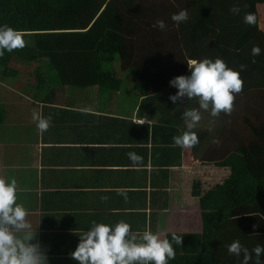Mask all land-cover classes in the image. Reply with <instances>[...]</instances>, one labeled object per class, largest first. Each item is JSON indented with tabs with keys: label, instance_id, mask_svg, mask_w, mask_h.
I'll list each match as a JSON object with an SVG mask.
<instances>
[{
	"label": "crops",
	"instance_id": "0c3cea01",
	"mask_svg": "<svg viewBox=\"0 0 264 264\" xmlns=\"http://www.w3.org/2000/svg\"><path fill=\"white\" fill-rule=\"evenodd\" d=\"M257 10L264 30V3ZM9 66L18 75H0V178L15 180L17 202L35 229L29 242L40 245L48 264H78L71 257L78 235L93 222L121 220L137 234L148 229L170 242L182 237L181 244L173 242L168 264H240L243 254L235 261L208 255L196 261L203 219L194 192L197 183L202 194L230 177L227 162L244 143L242 100L237 104L234 94L228 115L201 110L192 129L204 135L198 147H179L173 137L186 131L182 113L198 102L181 98L173 104L168 97L176 89L161 88L179 74L178 64L154 69L143 83L116 62L122 85L115 92L58 86L49 75V84L38 85L37 63L12 60ZM34 111L52 117L42 134ZM129 152L142 157L139 167L131 166Z\"/></svg>",
	"mask_w": 264,
	"mask_h": 264
},
{
	"label": "trees",
	"instance_id": "16d2710c",
	"mask_svg": "<svg viewBox=\"0 0 264 264\" xmlns=\"http://www.w3.org/2000/svg\"><path fill=\"white\" fill-rule=\"evenodd\" d=\"M259 3L264 0H0V25L19 30L25 41L24 47L0 55V75H18L9 66L12 60L37 63L38 85L49 84L51 76L58 86H100L115 92L122 85L116 62L143 83L162 65L170 69L178 64V75H185L190 59L220 58L237 71L245 65L242 90L235 93L237 104L242 100L244 143L232 150L237 154L227 162L229 178L202 194L197 183L194 192L203 219L196 261L206 255L235 261L236 256L222 251L233 240L249 251L264 245V107L259 104L264 105V30ZM233 4L240 7L238 15L229 12ZM181 9H187L189 19L176 26L170 17ZM245 13L254 14L255 22L244 23ZM156 20L165 21V31L153 26ZM253 45L260 47L259 55L251 54ZM169 80L161 88L169 87ZM197 136L200 142L204 135L197 131ZM248 264H255L254 258Z\"/></svg>",
	"mask_w": 264,
	"mask_h": 264
},
{
	"label": "clouds",
	"instance_id": "9594fccd",
	"mask_svg": "<svg viewBox=\"0 0 264 264\" xmlns=\"http://www.w3.org/2000/svg\"><path fill=\"white\" fill-rule=\"evenodd\" d=\"M233 15L240 13L238 4L229 8ZM170 19L176 26L186 22L187 9H181L171 15ZM243 21L246 24L255 22L252 13H245ZM160 31L166 30L164 20H156L153 25ZM19 30L7 25H0V55L5 51L22 48L25 41ZM261 49L253 45L251 54L259 55ZM246 66L241 64L240 71ZM189 74L178 75L169 80V85L176 89L168 99L176 104L181 98L197 99L198 108H186L182 118L186 131L173 137V142L179 147H192L199 143L198 136L192 129L201 120V110L209 112L212 117L221 113L228 115L233 108L234 94L243 87L240 71L230 68L220 59L203 58L190 59L187 62ZM32 120L36 122L39 133L46 132L52 122V117H44L41 112L34 111ZM213 143L218 141L213 140ZM128 158L132 167H139L142 157L135 152H129ZM126 199V194L120 193ZM25 207L17 202V186L15 180L7 181L0 178V264H48L45 253L38 243H30L34 236ZM256 225H253L255 228ZM23 233V236L18 235ZM79 241L71 253L78 264H168L174 259L175 244H181L182 237L173 236L172 242L167 238L160 239L152 231L145 229L142 234L131 231V225L123 220L115 224L93 222L86 231H82ZM229 254L243 258L240 264H248L254 258L255 264H261L264 255V245L257 244L251 251L236 239L227 245Z\"/></svg>",
	"mask_w": 264,
	"mask_h": 264
},
{
	"label": "rangeland",
	"instance_id": "374dc122",
	"mask_svg": "<svg viewBox=\"0 0 264 264\" xmlns=\"http://www.w3.org/2000/svg\"><path fill=\"white\" fill-rule=\"evenodd\" d=\"M259 104H261V107H264V105H263V102L262 101H260V103ZM258 108V107H257Z\"/></svg>",
	"mask_w": 264,
	"mask_h": 264
}]
</instances>
